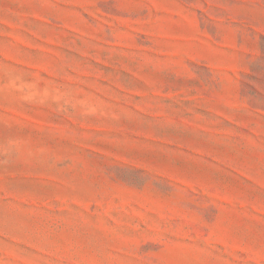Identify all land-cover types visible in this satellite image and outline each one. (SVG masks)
I'll return each mask as SVG.
<instances>
[{
	"label": "rangeland",
	"instance_id": "374dc122",
	"mask_svg": "<svg viewBox=\"0 0 264 264\" xmlns=\"http://www.w3.org/2000/svg\"><path fill=\"white\" fill-rule=\"evenodd\" d=\"M0 264H264V0H0Z\"/></svg>",
	"mask_w": 264,
	"mask_h": 264
}]
</instances>
